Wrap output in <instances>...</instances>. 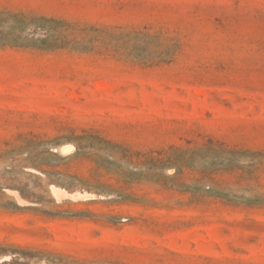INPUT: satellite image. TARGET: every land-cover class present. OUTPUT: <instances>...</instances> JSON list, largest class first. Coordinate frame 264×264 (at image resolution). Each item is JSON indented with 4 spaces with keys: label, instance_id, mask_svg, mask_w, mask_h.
<instances>
[{
    "label": "rangeland",
    "instance_id": "rangeland-1",
    "mask_svg": "<svg viewBox=\"0 0 264 264\" xmlns=\"http://www.w3.org/2000/svg\"><path fill=\"white\" fill-rule=\"evenodd\" d=\"M0 264H264V0H0Z\"/></svg>",
    "mask_w": 264,
    "mask_h": 264
},
{
    "label": "bare ground",
    "instance_id": "bare-ground-1",
    "mask_svg": "<svg viewBox=\"0 0 264 264\" xmlns=\"http://www.w3.org/2000/svg\"><path fill=\"white\" fill-rule=\"evenodd\" d=\"M100 88H101V89H106V87H105V86H103V85H102V86H100ZM54 191H55V190H54ZM56 192H57V191H56Z\"/></svg>",
    "mask_w": 264,
    "mask_h": 264
}]
</instances>
